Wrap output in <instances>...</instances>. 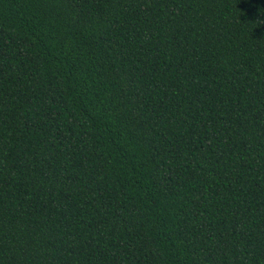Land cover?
<instances>
[{
	"label": "trees",
	"instance_id": "16d2710c",
	"mask_svg": "<svg viewBox=\"0 0 264 264\" xmlns=\"http://www.w3.org/2000/svg\"><path fill=\"white\" fill-rule=\"evenodd\" d=\"M0 264H264V0H0Z\"/></svg>",
	"mask_w": 264,
	"mask_h": 264
}]
</instances>
